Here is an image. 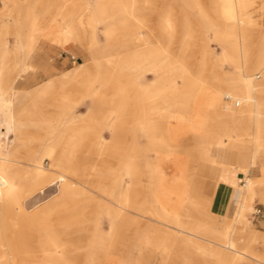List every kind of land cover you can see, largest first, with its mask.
Segmentation results:
<instances>
[{
	"label": "rangeland",
	"instance_id": "1",
	"mask_svg": "<svg viewBox=\"0 0 264 264\" xmlns=\"http://www.w3.org/2000/svg\"><path fill=\"white\" fill-rule=\"evenodd\" d=\"M249 1V6L245 11L250 25L248 29V42L245 44L250 53V57L246 60V68H250L255 62L256 56L262 49V39H264V0ZM137 2L138 11L133 14L136 19L134 17L132 18L133 21L138 22L137 28L136 30L130 27L125 28L118 35H115V48L121 51L120 47L122 45H118V43L120 44L123 39L131 38L122 50L127 51L128 54H132L142 49V47H138V44L135 42L136 40H134L136 37H141L145 39L143 48L157 49L158 53H164L165 57L168 56L170 60L167 62L164 61V65L157 70L158 72H154L148 71L154 58L146 57V60L141 61L146 72L140 81H136L133 71L128 67V63L118 61L109 64L102 62L100 63L101 65L87 67V75H80L78 82L66 80L63 74H61L59 78L53 80V86L42 94V101L36 107V110L39 112L54 117L57 114L64 116L68 112L69 107H73L72 112L75 117L85 116L94 99L98 96L101 97V107L97 109L99 115L96 121L91 124L89 123V125L80 124L76 126L78 130L76 129L75 131L84 135L86 139L81 151L75 156V160L78 161L77 166L82 169L77 176L71 175V182H79L76 185L74 193L69 198H64L58 196L55 191H50L44 196H39L40 198L36 200L37 203L29 208L32 212L42 208L52 209L55 207L56 210L58 209L56 212H52L53 215L51 214L49 217L50 220H47L48 228L56 236L58 235L57 237L62 244L76 250L75 260L82 264H123L127 256L130 257V261L132 260L133 263L135 257H138V255L142 256L144 264H160L165 258L166 254L160 239L155 249L144 251L140 254H138V250L130 249L131 242L136 238L135 234H140V236L142 234L144 235L150 224L147 220V215L143 214V212L145 213L147 211L145 204L147 196L145 188L142 187L143 184L148 182L144 174H148L149 168H144V173L137 174L139 184L137 187L134 185L137 180L130 178L132 174L127 175L119 168V164L124 162L127 156L126 147L128 144H132V140H138V143L142 147L146 146L145 148L138 149L143 151L144 155L146 154V158L149 161H155L157 159L156 153L152 149H155V151L158 150L157 152L160 149H166L165 144V146L159 145V139L169 140L170 148L175 150L176 156H169L167 158L169 164L163 162L166 164V167L163 164L165 174L169 179L175 178L170 162L180 163L181 160L183 165L185 163L189 164L188 174L195 187L193 191L198 194L205 193L206 191L209 192L210 189H214L215 187L216 183L206 187L204 180L200 179L201 174L199 171L205 165L211 163L209 162L210 158L216 154L218 155L228 145L224 157L228 158L231 162L234 160V153L232 154V152L236 148V143L232 138H225V144L219 147L214 144L211 145L212 147L199 145L196 134L202 130V125L192 122L194 119L202 116L199 110L198 100L200 99L198 97L196 98L195 106L192 108L193 110L189 111H186L187 109L178 111L176 108L166 109L164 103L162 111H167L171 115L170 119L166 120L160 114L162 111L158 109V103H156L158 100H155L152 94L154 90L160 89L162 85L168 87L174 84L179 88L182 87L183 81L180 76L174 72L169 77L168 71L177 64V60L181 58L180 56L183 52L186 54L184 62L194 75L197 73L198 64L204 63L205 68L208 70L204 74L205 77H203L204 82L201 86L203 92H200L199 95H202L215 85V82L207 77L210 74L209 71L214 69L220 70L222 73L232 71L230 63L228 61L221 62V60L225 51L233 53V50L228 44H224L216 38L217 31L222 29L224 25L230 23L223 14L225 7L224 1L137 0ZM96 4L97 0H0L1 11L8 10V13H2V17H0V31L2 36L6 38V44L3 48L7 49V51L9 49L10 51L13 50L9 53L15 65L24 58V54L19 48L22 43H26V37H29L32 32L27 25H24L28 21V19H25L28 14L26 13L27 7L33 14L35 12L34 15L31 14L30 16L37 18L38 26L41 27L44 25L41 28L37 26V32L39 34L36 33L34 36L36 41L33 43L31 51H33L34 47V51H39L44 47L54 48L60 50V52L65 51V54L70 57V70L68 72L75 70L78 64L87 65L90 63V59L86 51L96 48V51L102 52L108 49L104 25L96 23L94 30L91 28H80L77 25L79 16H82L81 18L93 17V11L91 9ZM114 15L113 19L117 23L118 15ZM167 18L174 24L175 33L171 38L163 33L161 27L162 22ZM56 21L60 22V26L63 27L64 31L68 30L70 26L75 25L74 32L78 40L71 42L73 48L68 46V50H64L50 40H39ZM183 23H188L190 26V37L185 38V41H183L185 37V30L182 27ZM237 24L238 22H235L236 26ZM116 25L119 28L118 23ZM21 29L27 31L25 36L20 35V32H22ZM91 35H94L96 43H94V40L90 42L91 38H93ZM38 40L39 42L37 43ZM59 42L63 44L62 39ZM100 44L102 45L99 49ZM184 44H186L185 50H183ZM77 47L84 52L78 53ZM20 52L22 53V58L18 59ZM203 56L206 57L204 61L202 60ZM16 80H13L11 84L13 85V89L18 91L14 87ZM102 81H104L103 84ZM254 83L264 85V75H256ZM62 86L66 87L64 89V95L67 96L65 102H60L63 91L60 88ZM36 90L24 91V95L16 99L14 98V102L12 101V105L9 107L5 108L0 104V115H3L2 111L4 114L8 112L21 113L23 110L21 111L20 109L31 101V98L36 94ZM162 94V97L160 96L158 98L159 101L165 100L167 98L166 96L173 97L175 92H163ZM5 98L9 100L13 98L11 86ZM222 100L224 103L223 107L226 110H238L243 106L242 102H240V106L235 107L237 99L232 96L227 101L225 98H222ZM55 102H59L60 106L56 108L53 105ZM121 105L123 106L121 107ZM28 108L32 109L30 106ZM261 111V119L263 121L261 141L263 143L260 147L261 151L258 155V163L249 170L247 175L250 179L258 182V184H262L261 189L263 188L264 190V106ZM142 113H145V117L149 118L150 123L157 128L156 138L154 140L145 137L140 131L141 125H139V122L135 121L133 123L137 119L136 117H139L138 115H142ZM173 115H175V118ZM113 121H116L114 126L112 125ZM171 123L177 126L179 125V127H173V129L165 132L159 128L160 124ZM213 124L212 122L209 125L212 127L217 126ZM0 127V132L4 133L5 128ZM64 127L65 124L60 125L56 130V134L61 132ZM205 130L207 131L208 129ZM211 132L213 134V131ZM44 134L43 132L29 131L24 140L23 137L16 138L12 135L9 137V140H13V143H9L7 146L5 145V148L19 146V152L15 159L21 164L17 166V169H27L26 165L32 156L35 155L36 158L41 156L43 145L47 141L45 139H39L40 137L38 138V136ZM33 136H37L38 139L31 138ZM118 137H123L124 139L120 138L121 141L115 140ZM103 146L106 149V153H99L98 150L102 149ZM249 147L248 151L253 150L255 148V141H250ZM208 148L210 151L208 152L212 157L206 158L200 156V151L208 150ZM61 149H67L66 143L62 144ZM128 157L132 159V156ZM226 158L225 160L227 161ZM147 159L142 163L140 162L141 166H144ZM211 165L216 167L217 163ZM218 165H220L218 169L224 171L225 165L219 163ZM42 166L48 171L51 169L50 162L47 160H42ZM232 176L234 185L236 184L235 186L239 188V183H237L235 176ZM241 180L246 184L245 176H241ZM252 183L254 182L251 181ZM92 184H101L104 186V189L102 187L94 188ZM127 189H129V195H127L129 200L128 211L119 214L118 217L116 207L112 203V198L108 194H105L104 191H125ZM125 192L128 193L127 191ZM202 199L211 203L210 212L218 220L221 221L223 217L228 218V220L233 219V210L226 215L215 212L214 208H212V195H202ZM61 205L65 207L59 210ZM252 209L251 212L245 213V221L234 228L233 238L236 241V250L246 256L242 259L243 262L237 264H255L252 259L247 258L253 256L258 257V260L264 263V197L261 193L256 197L254 196ZM185 210L182 212V216H185L186 219L193 222L196 216L186 205ZM111 216L113 217L111 218ZM113 222L116 224L114 225L115 235L110 234L112 224H114ZM231 224H234V220ZM178 236L180 241L181 235ZM204 239L210 240L209 237H205ZM97 240L101 243L95 250L94 259L90 262V258L88 259L85 256L87 251L85 248ZM106 245L110 246L109 252H106L104 249ZM171 249L169 252L170 264H183L185 261L197 264L200 260V257L194 258L192 256L193 254L188 247L186 249L181 248L179 251L174 246ZM36 261H38V258H36ZM207 261L209 264L210 260L207 259Z\"/></svg>",
	"mask_w": 264,
	"mask_h": 264
},
{
	"label": "bare ground",
	"instance_id": "2",
	"mask_svg": "<svg viewBox=\"0 0 264 264\" xmlns=\"http://www.w3.org/2000/svg\"><path fill=\"white\" fill-rule=\"evenodd\" d=\"M223 1L225 4L223 14L230 23L224 25L222 29L217 31L216 38L224 44H228L233 50V53L225 51L221 60V62L228 61L232 66V71L222 73L220 70H211L210 68L211 71H209L210 74H208L209 76L207 75V77L214 81L215 85L202 95H199L200 92H203L201 87L204 82L203 77H205L204 74H206L205 72L208 70L205 68L204 63L198 64L197 73L194 75L184 62L186 54L183 52L180 56L181 58L177 60V64L168 71L169 77L170 74L174 72L180 76L183 81L182 87L179 88L174 84L168 87L162 85L160 89L154 90L152 94L154 99L159 101L158 98H160V96L162 97L163 92H175L173 97L166 96L167 98H165V100L156 102L158 103L159 111L163 110L162 107L164 103L166 109L176 108L178 111H183L185 109H187L186 111L193 110L192 108L195 106L197 101L196 98L198 97L200 99L198 100L199 110L202 116L194 119L192 122L202 125V130L196 134L199 145L211 146L214 144L219 147L225 144V138H232L236 143V148L233 150L234 152H232V154L234 153V160L232 163L234 162L236 165H231L230 167L226 161L218 163L225 165V171L232 170L235 172V176H238L239 183L242 182L241 176H245L246 184L243 189L238 190L240 201H237L238 203L235 206L233 219L228 220L224 230H214L210 227H191V222L189 223V220L186 219L185 216H182V212L185 210L184 203L187 193L185 187L188 183L189 164L170 163L175 178L169 179L164 175L163 170L166 164H169L167 158L169 156H176L175 150L170 148L171 145H169V140L159 139L158 141L159 145H166V149H160L159 152H157L158 150L155 151V149H152L157 156L155 161H149L143 151L133 146H127V156L124 159L125 161L119 164L120 170L131 175L137 172V170L144 172V168H149L148 174L145 175L148 181L146 186L147 197L145 200L147 211L145 213L143 212V214L147 215V220L150 224L144 235L142 234L140 236V234H135L136 238L131 242L130 249H136L139 251L138 254H140L144 251L155 249L160 239L163 249L166 251V258L161 264H170L169 252L172 250L171 248L173 246L177 248V251L181 248L186 249L188 247L194 258L200 257L197 264H208L207 259L210 260L209 264H237L243 262L242 259L245 256L243 253L236 250V241L233 238V233L235 231V226L244 222L246 214L253 210L252 204L254 196L256 195L255 184H251V181L247 179L246 175L252 167L257 165L259 159L258 155L261 151L260 147L263 143L261 141V128L263 125L261 109L264 106V85L255 84L254 79L256 75H264V39H262V49L256 56L255 62L250 68H246V60L250 57V53L245 44L248 42V29L250 25L248 22L249 19L246 18L245 11L250 1ZM137 3V0H97V4L91 9V11H93V17L81 18L82 16H79L77 25L80 28H91L92 30H94L96 23L104 25L108 49L102 52L97 51V53L100 54L99 58L101 60L97 65H101L100 63L102 62H105L104 64L116 61L126 62L128 63V67L133 71L136 81H140L145 76L146 72L141 61L146 60V57L154 58L148 70L154 72H158L157 70L164 65V61L167 62L170 58L168 56L165 57L164 53H158L157 49L143 48L145 39L141 37H136L134 40H136L135 42L138 44V47H142V49L132 54H128L127 51L122 50L124 45L128 44L131 38L123 39L120 44L118 43V45H122V47L119 46L121 51L115 48V35H118V33L125 28L130 27L131 29L133 28V30L137 28L138 22L136 23L132 20L134 17L133 14L138 11ZM26 10V13H28V21L24 25H27L32 32L29 37H26V44H21V47L19 46V49L24 54V58L28 57L32 50L33 43L36 41L34 36L38 33L37 26L39 25L37 18L35 16H30L33 13L29 11L27 7ZM2 13L6 14L8 10L4 12L0 10V17H2ZM114 14L118 15L117 23L119 28L113 19L115 16ZM134 19H136V17H134ZM235 22H238L237 26ZM161 27L164 34L170 38L174 36V24L169 18L162 22ZM182 27L185 30V37L183 38V41H185V38L190 37V26L188 23H183ZM74 29L75 25L70 26L68 30L64 31V38H62L63 43H66L68 38L78 40ZM134 34L136 35V33ZM92 37L91 40L89 39L90 42L94 40V43H96L94 35ZM5 44L6 38L2 36L0 31V104L2 107L6 108L12 105V100L5 98L10 90V86H12L10 85L11 82L18 74H22L31 68L27 66L14 68L12 56L7 49L3 48ZM185 45L186 44L183 46V50L186 49ZM202 60H206V57L203 56ZM79 69L80 70L76 73L74 78L71 79L73 82H78L80 75L85 76V74L87 75L88 73L86 67H81ZM103 82L104 81H102V84ZM52 86V83L46 85L41 91V94L37 95L36 98L32 100L30 105L32 109L26 108L18 114L15 112L4 114L2 111L3 115H0V126L5 128V132H0V136L4 137L6 140L1 143L3 146L0 144V264H82L75 260L76 250L62 244L57 237L58 235L56 236L55 233L51 232L50 228H48L47 220L52 212L54 213L58 209L56 210L55 207L52 209L42 208L32 212L29 208L37 203L36 200L40 198L39 196H44L47 192L55 191L58 196L64 198H69V196L74 193L76 185H78L79 182H71V175L77 176L82 169L77 166L78 161L75 160V156L81 151L86 139L84 135L75 131L76 129L78 130L76 126L80 124L89 125V123L91 124L96 121L99 115L97 109L101 107V97L98 96L94 99L86 116L75 117L72 112L73 107H69L68 112H66L64 116L57 114L56 117H54L36 110V107L40 104V101H42V94ZM65 88L66 87L63 86L60 88L63 90L60 102H65L67 100V96L64 95ZM231 96L237 99L235 107H239L240 102H242L243 106L238 110L224 109L222 98H225L227 101ZM53 105L57 108L60 106V103L55 102ZM122 106L123 105H121V107ZM160 114L166 120L171 117L167 111H162ZM138 116L139 117H136L137 119L134 118L135 120L133 123L135 121L139 122V125H141L140 131L146 138L154 140L157 132L156 126L150 123V119L145 117V113H142V115L139 114ZM173 117L175 118V115H173ZM115 122L116 121H113V126ZM212 122L217 126H210L209 124ZM62 124H65V127L61 132L56 134L57 128ZM205 129L208 130L206 131ZM29 131L45 133L42 136H38V138L40 137L39 139L41 140L45 139L47 142L43 145L41 156L39 158H36L35 155L32 156L26 165L27 169L20 170L17 169V166L21 163L15 159L19 152V146L5 148V145L7 146L9 143H13V140H9L11 135L16 138L23 137L24 140ZM211 131H213L214 135ZM31 138L35 139L37 136ZM120 138L121 137L115 138V140L119 141ZM121 139L124 138L122 137ZM250 141H255V148L248 151V148H250ZM65 143L67 149L60 150L62 144ZM208 151L209 148L208 150H201L200 156L210 158L211 154L209 153L210 151ZM98 152L106 153L105 147L103 146ZM128 156H132V159ZM213 157L210 158V161L208 160L211 164H215V161L217 162ZM145 159H147V162L144 163V166H141L140 162H144ZM175 159L177 158L175 157ZM42 160L50 162V171L42 166ZM163 164L165 165L164 168ZM93 187H102L104 189V186L101 184H95ZM104 193L112 198V203L116 207L118 217L119 214L128 211L129 200L126 192L117 193L111 190L110 192L104 191ZM64 207L65 206L61 205L59 210ZM112 217L113 216H111V218ZM233 220L234 224H231ZM161 222L166 223L167 227L169 225L176 226L177 231L172 232L169 229L160 227L159 224ZM112 225L110 234L115 235L114 225L116 224L114 223ZM178 235H181L180 241ZM205 237H209L210 240H205ZM100 243L99 240L93 241L91 245L85 248L87 250L85 256H87L86 258L88 259L90 258V262L94 259L95 250ZM105 247V251L109 252L110 246L106 245ZM36 258H38V261H36ZM247 258L252 259L255 264H264L260 262L256 256ZM123 264H144V261L142 256L138 255L132 263L130 257L127 256ZM183 264L193 263L185 261Z\"/></svg>",
	"mask_w": 264,
	"mask_h": 264
},
{
	"label": "crops",
	"instance_id": "3",
	"mask_svg": "<svg viewBox=\"0 0 264 264\" xmlns=\"http://www.w3.org/2000/svg\"><path fill=\"white\" fill-rule=\"evenodd\" d=\"M0 10H2V8H0ZM26 14V13H25ZM25 19H27V17H25ZM60 22H55L54 25L52 27H50V29H48V31H46L39 40L43 39V40H50L51 42L57 44L58 46H60L62 49L64 50H68V46H71V42L75 41V39L73 38H68L66 40V43H60L59 41L64 38V29L63 27L60 26ZM22 32H20L21 36H25L27 31L25 29H21ZM39 40L37 41V43L39 42ZM36 43V44H37ZM26 43H22V45H25ZM62 45V46H61ZM101 45H99V49L101 48ZM36 46V45H35ZM70 48H73L72 46ZM35 49V47H34ZM33 49V51H34ZM13 51V50H12ZM10 51V49L8 50V52H12ZM31 51V53L28 55V57L23 58L18 64H14V67H22V66H27L31 69H29L28 71L20 74L18 77H16L14 80V87L16 88L15 91L13 89V85L11 86V91H12V96L13 98H11V100L14 102V98L16 99L17 97H20L22 95H24V91H30V90H36V94L31 98V101L27 104L24 105L20 110H25L26 108H28L31 103L32 100L34 98H36L37 95L41 94V91L43 90L44 87H46V85L52 83L53 84V80L56 78H59L61 74H63V76L65 77L66 80H71L74 78V76L76 75V73L80 70L79 68L81 67H92V66H96L101 60L99 58L100 54L97 53L96 48L90 49L89 51H86L89 59H90V63L87 65L84 64H78V66L75 68V70H73L72 72H68L70 70V57L68 55L65 54V51H61L60 50H56L54 48H50V47H44L39 51ZM77 51L78 53H82L84 52L82 49L77 47ZM51 53H53L51 55ZM22 58V53L18 54V59ZM29 59V60H28ZM13 82V81H12ZM11 82V83H12ZM19 110V111H20ZM88 114V112H87ZM86 114V115H87ZM85 115V116H86ZM171 126V127H168ZM173 127L177 128L179 127V125L177 126L176 124H160L159 128L162 129L164 132L173 129ZM127 144V143H126ZM129 145V144H128ZM127 145V146H128ZM133 146L135 148H145L142 147L139 143L138 140H132V144L129 145L128 147ZM228 149V145H226V147H224V149L222 151H220V153H218L219 155H215L214 156V160H217V162L215 161V163H217L216 167H214L213 165H211V163H209L208 165H205L200 172L201 176L200 179L204 180V185L207 187L210 186V184L216 183L214 189H210V191H206L205 193H200L198 194L197 192L195 193L194 190V184L192 182V180L190 179L189 175L187 177V185L185 187V189L187 190L186 193V198H185V205L188 207V209L194 213L195 220H193V222L190 223L191 227H195V228H213L214 230H224V228L226 227V224L228 222V219L223 217V219L220 221L217 218H215V216L210 212V205L211 203L209 201H205L202 199V195L206 196L212 195V208H214L216 213H220L223 215H226L228 213H230L232 210L235 211V207L234 204L236 206V204L238 203L237 201H240V194L238 192L237 186L234 185L233 183V176H235V172H233L232 170H228V171H222L219 170L218 168H220V165H218V162H225V158L224 157L226 155V151ZM226 150V151H225ZM227 159V163H230L228 165H236L234 162H230L228 158ZM172 163V162H170ZM175 163H179V162H175ZM180 163H182V161L180 160ZM187 164V163H185ZM220 164V163H219ZM229 167V166H228ZM164 175L167 176L165 174V171L163 170ZM263 172V171H262ZM142 173V171H138L134 172L132 174V179H136L137 181L134 183V185L137 187L138 184V176L137 174ZM144 173V172H143ZM128 175V174H127ZM145 177V174H144ZM248 177V175H247ZM178 179V177H177ZM235 179L237 181V183H239V179L238 176H235ZM248 179L250 181L254 182V186H255V197L261 193V195L264 197V190L263 188L261 189V185L262 184H258V182L254 181V179H250L248 177ZM118 185V184H117ZM244 182L242 181L241 183H239L238 187L239 189H243L244 188ZM146 186L147 183L143 184V188H145L146 190ZM263 190V191H262ZM125 191H129V189L125 190ZM124 190H117V193L120 192H125ZM127 195H129V192L126 193ZM135 195V194H134ZM137 195V194H136ZM238 196V197H237ZM238 198V199H237ZM137 203V202H136ZM234 215V213H233ZM160 227H164L166 229H169L171 231H177L176 230V226H172L169 225L168 227L166 226V223L161 222ZM168 225V224H167ZM164 252L166 254V251L164 249ZM166 258V255H165ZM164 258V259H165ZM163 259V260H164ZM161 264V263H160Z\"/></svg>",
	"mask_w": 264,
	"mask_h": 264
},
{
	"label": "built area",
	"instance_id": "4",
	"mask_svg": "<svg viewBox=\"0 0 264 264\" xmlns=\"http://www.w3.org/2000/svg\"><path fill=\"white\" fill-rule=\"evenodd\" d=\"M6 140H5V138L4 137H2V136H0V142H5Z\"/></svg>",
	"mask_w": 264,
	"mask_h": 264
}]
</instances>
